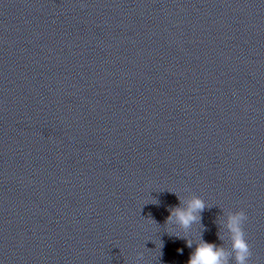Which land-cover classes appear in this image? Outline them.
<instances>
[{"label": "clouds", "instance_id": "obj_1", "mask_svg": "<svg viewBox=\"0 0 264 264\" xmlns=\"http://www.w3.org/2000/svg\"><path fill=\"white\" fill-rule=\"evenodd\" d=\"M204 208V201L194 197L188 201L186 208H172L168 219L175 217L176 221L187 229L198 221L199 213ZM246 220L247 216L243 210L230 214L227 228L230 233L231 248L226 249L201 239L191 254L188 264H230L232 260L235 264H249L252 252L244 230ZM188 246H192V241H188Z\"/></svg>", "mask_w": 264, "mask_h": 264}]
</instances>
